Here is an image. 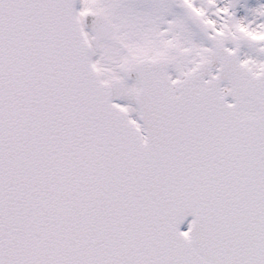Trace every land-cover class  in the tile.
Here are the masks:
<instances>
[{
	"label": "snow or ice",
	"instance_id": "snow-or-ice-1",
	"mask_svg": "<svg viewBox=\"0 0 264 264\" xmlns=\"http://www.w3.org/2000/svg\"><path fill=\"white\" fill-rule=\"evenodd\" d=\"M0 264H264V0H0Z\"/></svg>",
	"mask_w": 264,
	"mask_h": 264
}]
</instances>
